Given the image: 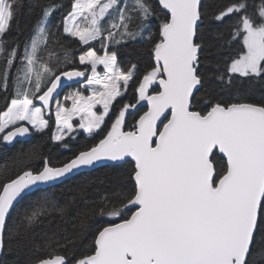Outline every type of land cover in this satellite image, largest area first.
<instances>
[{"label":"snow or ice","instance_id":"obj_1","mask_svg":"<svg viewBox=\"0 0 264 264\" xmlns=\"http://www.w3.org/2000/svg\"><path fill=\"white\" fill-rule=\"evenodd\" d=\"M81 132L3 165L0 257L264 264V0H0V143Z\"/></svg>","mask_w":264,"mask_h":264},{"label":"trees","instance_id":"obj_2","mask_svg":"<svg viewBox=\"0 0 264 264\" xmlns=\"http://www.w3.org/2000/svg\"><path fill=\"white\" fill-rule=\"evenodd\" d=\"M67 2V0H66ZM208 2L211 3H217V2H223V0H208ZM58 19V17H57ZM24 22V17H20V23L21 26H23ZM16 33L13 32V36H15ZM79 53L77 52V55ZM128 59L127 56H123L122 60L126 62ZM79 87L78 84H73L70 85L65 92L60 96L63 97V95L67 92L68 89H75ZM261 96V91L259 89L256 90L255 94L251 96L252 99H260ZM131 119V117H129ZM94 141L87 137L84 133H80L79 135L76 136L74 140L70 142L69 148L65 149L63 147H56L53 145L49 139L48 136L46 135H40V134H33V137L28 140V141H18L13 145L7 144V143H0V180L4 178L5 175L8 173L3 170V165L5 162H8L11 164V161L8 159L9 157L13 156L17 151H19L22 147L26 150L29 145L33 143H38L43 146H45L46 149L50 148L51 149V159L53 163L58 162L60 160H63L66 157L71 156L74 152L78 151L81 148H84L86 146H89L91 143ZM34 166H39V162H36ZM107 169L105 168H98L94 171L91 172H84L60 185H57L53 188L47 189L48 192L50 193H55L56 196L61 200V202L71 199L73 197L74 192L76 191V185L82 181L98 177L102 173H104ZM14 172L15 169H12ZM28 199H32V197H29ZM27 203V201H25ZM20 210V206H17V211ZM15 215V214H14ZM69 231L71 230V225L68 226ZM42 236V232H41ZM36 243L39 245V253H36L35 251L28 250L20 254L19 257L15 253L9 254L5 257H2L0 260V264H14L16 259H20L22 262L25 261L29 256L32 255H45L47 254L48 249L45 248L44 246V240L41 237L37 238Z\"/></svg>","mask_w":264,"mask_h":264},{"label":"water","instance_id":"obj_3","mask_svg":"<svg viewBox=\"0 0 264 264\" xmlns=\"http://www.w3.org/2000/svg\"><path fill=\"white\" fill-rule=\"evenodd\" d=\"M73 84H76V83H75V82L65 81V86H64L62 89L59 90L60 93H61V95L65 92V90H66L70 85H73ZM61 95H60V96H61ZM32 137H33V135H32L30 138L18 137V138H16V140H15L12 144H10V145H13V144H15V143L18 142V141H28V140H30ZM98 168H101V167H97L96 169H98ZM96 169H94V170H96ZM94 170H86V171H82V172H80V173L77 174V175H74V176H71V177L68 178V179H65L64 182H66V181H68V180H70V179H72V178H74V177H76V176H78V175H80V174H82V173H84V172H91V171H94ZM64 182H63V183H64ZM57 185H60V184H56L55 186H57ZM1 258H2V257H0V260H1Z\"/></svg>","mask_w":264,"mask_h":264},{"label":"rangeland","instance_id":"obj_4","mask_svg":"<svg viewBox=\"0 0 264 264\" xmlns=\"http://www.w3.org/2000/svg\"><path fill=\"white\" fill-rule=\"evenodd\" d=\"M70 90H74V89H68L67 92L70 91ZM67 92H66V93H67ZM60 98L62 99V97H60ZM82 133H83V132H82ZM84 134L87 136L86 133H84ZM87 137H88V136H87Z\"/></svg>","mask_w":264,"mask_h":264}]
</instances>
